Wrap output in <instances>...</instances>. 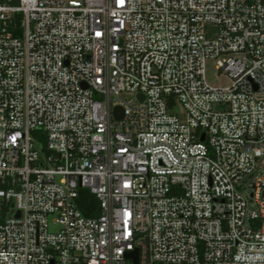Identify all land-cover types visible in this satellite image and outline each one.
<instances>
[{"label":"built area","instance_id":"2783aa9c","mask_svg":"<svg viewBox=\"0 0 264 264\" xmlns=\"http://www.w3.org/2000/svg\"><path fill=\"white\" fill-rule=\"evenodd\" d=\"M0 264H264V0H0Z\"/></svg>","mask_w":264,"mask_h":264},{"label":"rangeland","instance_id":"374dc122","mask_svg":"<svg viewBox=\"0 0 264 264\" xmlns=\"http://www.w3.org/2000/svg\"><path fill=\"white\" fill-rule=\"evenodd\" d=\"M215 65L211 62H208L206 65V81L207 83L216 88H224L229 85V79L222 74H219L215 71ZM175 112L179 115L182 114V109L180 107L175 108ZM246 193H250V189H246Z\"/></svg>","mask_w":264,"mask_h":264},{"label":"water","instance_id":"95a60500","mask_svg":"<svg viewBox=\"0 0 264 264\" xmlns=\"http://www.w3.org/2000/svg\"><path fill=\"white\" fill-rule=\"evenodd\" d=\"M115 114H116V118H121V116H122V112H121V110L120 109H116L115 110ZM201 141H203V138L201 139ZM132 256H135L136 257V253H130V254H128V257H132Z\"/></svg>","mask_w":264,"mask_h":264}]
</instances>
